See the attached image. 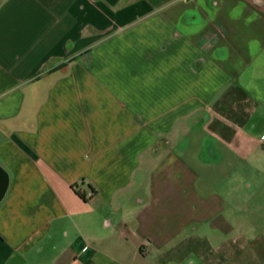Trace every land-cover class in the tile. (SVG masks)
Listing matches in <instances>:
<instances>
[{
  "label": "crops",
  "instance_id": "1",
  "mask_svg": "<svg viewBox=\"0 0 264 264\" xmlns=\"http://www.w3.org/2000/svg\"><path fill=\"white\" fill-rule=\"evenodd\" d=\"M0 264H264V0H0Z\"/></svg>",
  "mask_w": 264,
  "mask_h": 264
}]
</instances>
